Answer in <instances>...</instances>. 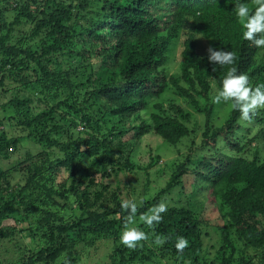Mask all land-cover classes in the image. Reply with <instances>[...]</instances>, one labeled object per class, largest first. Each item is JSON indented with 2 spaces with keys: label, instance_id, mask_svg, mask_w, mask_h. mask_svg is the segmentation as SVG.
I'll return each instance as SVG.
<instances>
[{
  "label": "trees",
  "instance_id": "obj_1",
  "mask_svg": "<svg viewBox=\"0 0 264 264\" xmlns=\"http://www.w3.org/2000/svg\"><path fill=\"white\" fill-rule=\"evenodd\" d=\"M236 3L0 0L16 13L10 23L0 16V162L26 143L42 148L10 169L0 163V242L21 235L35 244L0 264H76L81 247L101 240L114 241L110 264H201L212 226L220 257L202 264H264V110L243 126L238 111L211 99L231 66L210 63L209 46L235 52L238 74L264 83V49L243 40ZM197 115L204 124L192 129ZM154 141L177 158L137 217L166 202L155 233L169 239L130 250L120 243L127 197L117 179L142 170L151 184L162 162ZM136 226L152 232L138 218ZM180 236L189 241L182 254Z\"/></svg>",
  "mask_w": 264,
  "mask_h": 264
},
{
  "label": "clouds",
  "instance_id": "obj_2",
  "mask_svg": "<svg viewBox=\"0 0 264 264\" xmlns=\"http://www.w3.org/2000/svg\"><path fill=\"white\" fill-rule=\"evenodd\" d=\"M234 12L237 22L243 29V40L250 41L258 49H264V0H247V2L237 0ZM207 52L208 60L213 65L231 66L222 80V87L211 97L212 102L216 105H225L232 111H238L240 114L238 122L243 126H250L259 112L264 110V83L253 86L247 74H238L235 52L217 50L212 46L208 47ZM142 204L143 201L138 204L134 199L121 200V208L127 215L124 217L120 243L130 250L143 248L145 243L149 247L152 244L162 247L169 239L167 236L155 233L156 226L163 221V214L168 211V204L161 201L137 217ZM137 218L152 230L151 234L136 226ZM175 247L177 252L182 254L189 247V241L180 236Z\"/></svg>",
  "mask_w": 264,
  "mask_h": 264
},
{
  "label": "rangeland",
  "instance_id": "obj_3",
  "mask_svg": "<svg viewBox=\"0 0 264 264\" xmlns=\"http://www.w3.org/2000/svg\"><path fill=\"white\" fill-rule=\"evenodd\" d=\"M5 4L0 5V16H6L7 23L12 22L15 17L16 13L13 12H5L3 10ZM7 5V4H6ZM1 20V18H0ZM28 31V29H26ZM24 33H26L23 30ZM179 52V51H178ZM179 64V57L177 54L176 59L174 62H172V65L170 67V71L173 73L177 69ZM6 116H9L12 114V110L8 109L5 112ZM217 117H223L225 118L224 112H219L217 114ZM146 118H148V114L146 115ZM196 120H193V122L190 124V127L197 128L204 124V118H202L200 115H197L195 118ZM12 135L16 136L19 135V131H12ZM157 140V138H155ZM155 140V141H156ZM153 143V146L155 147V153L162 156V162L158 167H152L149 170L150 173V180L151 184L146 185V174L144 171H138L139 174L133 173V175L128 179L124 176H121L117 179V182H119L120 186L122 187L127 199H134L139 204L140 201L143 200H150L152 197L156 195V193L163 188H165V182L168 181L169 176H167L165 170H170V167L166 166V163H172L173 160L177 158V150L173 148L166 147L163 143L157 141ZM188 142L186 143V145ZM41 146L34 144V143H26L24 145L20 146V149L18 150V156L24 158L26 151H31L33 154H36L40 151ZM12 151V149L10 150ZM15 156L11 161L3 160V162H0L2 166H4V169H10L12 166H17L20 163V157ZM146 158L147 162H149V157L146 154V152L143 153V157ZM145 159V160H146ZM144 160V161H145ZM141 161V160H140ZM142 163H146L141 161ZM18 168V167H17ZM164 170V171H163ZM161 172V173H160ZM12 176L15 177L14 183L16 181L24 182L23 174L17 173V171H13ZM13 177V179H14ZM13 183V182H12ZM147 190V194L143 195L142 191ZM214 225H221L223 226V220L219 218L213 219ZM208 233L210 236L206 239L205 247L203 252H201L200 255V263L202 264L205 260L208 263H211L213 261L219 260L218 258L220 255L217 253L218 247L220 245V233L216 232L214 230L213 226L212 228H207ZM27 233H23V235H26ZM234 236V235H233ZM19 239H16L17 241H11L6 240L0 242V259L4 261L9 260H17L19 257H21L23 254H27V248H30L31 250L35 248V244L32 241H29L28 239H25L23 236H18ZM233 240H235L238 247L242 249V243L236 238L233 237ZM115 247L114 241L111 240H101L97 241L94 246L92 247H86L83 246L80 248V257L76 264H110L109 256L111 252L113 251ZM153 247V246H151ZM236 257H241L238 253L236 254ZM164 263L161 264H179L178 262L175 263L172 259H166L164 260ZM151 264V263H150ZM157 264V263H156ZM186 264V263H184Z\"/></svg>",
  "mask_w": 264,
  "mask_h": 264
}]
</instances>
